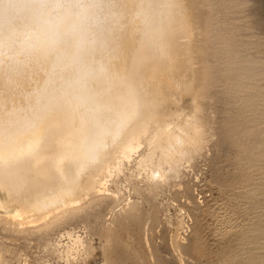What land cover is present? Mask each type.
I'll use <instances>...</instances> for the list:
<instances>
[{"label": "rangeland", "instance_id": "1", "mask_svg": "<svg viewBox=\"0 0 264 264\" xmlns=\"http://www.w3.org/2000/svg\"><path fill=\"white\" fill-rule=\"evenodd\" d=\"M189 1L216 66L202 94L164 87L166 125L188 136L154 126L63 219L0 220V264H264V0ZM158 165L166 183L150 180Z\"/></svg>", "mask_w": 264, "mask_h": 264}, {"label": "bare ground", "instance_id": "2", "mask_svg": "<svg viewBox=\"0 0 264 264\" xmlns=\"http://www.w3.org/2000/svg\"><path fill=\"white\" fill-rule=\"evenodd\" d=\"M47 2L0 0V207H14L0 220L19 226L63 219L105 192L102 176L119 171L154 126L165 125L157 140L188 136L191 126L175 134L166 125L171 115L161 110L172 102L164 87L202 94L213 62L189 0H100L94 46L20 54L5 14L26 18ZM160 168L150 180L166 183Z\"/></svg>", "mask_w": 264, "mask_h": 264}, {"label": "clouds", "instance_id": "3", "mask_svg": "<svg viewBox=\"0 0 264 264\" xmlns=\"http://www.w3.org/2000/svg\"><path fill=\"white\" fill-rule=\"evenodd\" d=\"M40 8L26 18L5 14L6 23L15 26L11 44L20 54L38 50L79 54L98 41L104 22L100 0H48Z\"/></svg>", "mask_w": 264, "mask_h": 264}]
</instances>
